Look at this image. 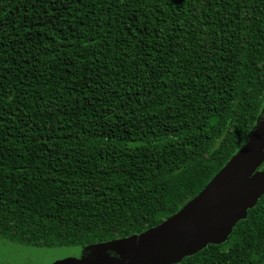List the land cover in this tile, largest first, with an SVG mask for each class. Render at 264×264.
Wrapping results in <instances>:
<instances>
[{
  "label": "trees",
  "instance_id": "trees-1",
  "mask_svg": "<svg viewBox=\"0 0 264 264\" xmlns=\"http://www.w3.org/2000/svg\"><path fill=\"white\" fill-rule=\"evenodd\" d=\"M263 104L264 0H0V239L75 248L161 224ZM233 254L264 264V195L178 264Z\"/></svg>",
  "mask_w": 264,
  "mask_h": 264
},
{
  "label": "water",
  "instance_id": "water-1",
  "mask_svg": "<svg viewBox=\"0 0 264 264\" xmlns=\"http://www.w3.org/2000/svg\"><path fill=\"white\" fill-rule=\"evenodd\" d=\"M263 195L264 104L239 149L178 212L140 234L83 246L80 253H72L62 261L68 264H178L208 245L225 243L236 224L246 219L247 211ZM90 250L96 252L87 254Z\"/></svg>",
  "mask_w": 264,
  "mask_h": 264
},
{
  "label": "rangeland",
  "instance_id": "rangeland-1",
  "mask_svg": "<svg viewBox=\"0 0 264 264\" xmlns=\"http://www.w3.org/2000/svg\"><path fill=\"white\" fill-rule=\"evenodd\" d=\"M227 85L230 84L231 79L229 76L225 77ZM227 97H223L220 104L217 106L216 112H220L221 108L226 104ZM36 166V165H34ZM200 173L206 178L211 179L214 174L206 168L200 170ZM5 241L0 239V264H68L62 259L71 257V254H78L82 247L75 248H59V249H39L26 246H19L13 243L6 244ZM85 248V247H84ZM48 252H45L47 251ZM55 250V251H51ZM33 252V254L29 253ZM94 250H90L87 254H93ZM241 260L240 254H233L224 259L223 264H238ZM132 264V263H131ZM146 264V263H136Z\"/></svg>",
  "mask_w": 264,
  "mask_h": 264
}]
</instances>
